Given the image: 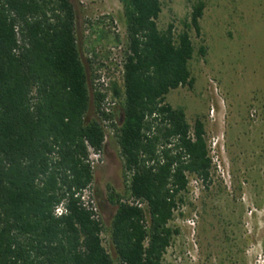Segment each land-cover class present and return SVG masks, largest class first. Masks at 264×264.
Here are the masks:
<instances>
[{
    "label": "trees",
    "instance_id": "16d2710c",
    "mask_svg": "<svg viewBox=\"0 0 264 264\" xmlns=\"http://www.w3.org/2000/svg\"><path fill=\"white\" fill-rule=\"evenodd\" d=\"M118 1L125 51L121 84H110L117 106L105 113V94L89 93L71 1L0 0V264H162L188 178L210 181L203 122L165 101L192 84L188 29L199 33L203 4L175 33L157 27L162 0ZM106 120L125 182L122 194L103 191L115 206L105 229L80 196Z\"/></svg>",
    "mask_w": 264,
    "mask_h": 264
},
{
    "label": "rangeland",
    "instance_id": "374dc122",
    "mask_svg": "<svg viewBox=\"0 0 264 264\" xmlns=\"http://www.w3.org/2000/svg\"><path fill=\"white\" fill-rule=\"evenodd\" d=\"M70 1L91 94L96 62L107 63L112 76L108 48L125 46L121 5L118 0ZM197 2L203 4L199 33L188 29L192 84L170 90L165 101L183 108L189 124L195 118L203 122L212 168L207 185L188 178L168 222L177 233L162 264H264V0H162L158 29L170 23L175 33L182 30ZM105 135L86 196L106 229L115 206L105 202L103 191L108 186L122 194L125 180L109 129ZM102 241L107 246L105 233Z\"/></svg>",
    "mask_w": 264,
    "mask_h": 264
},
{
    "label": "built area",
    "instance_id": "2783aa9c",
    "mask_svg": "<svg viewBox=\"0 0 264 264\" xmlns=\"http://www.w3.org/2000/svg\"><path fill=\"white\" fill-rule=\"evenodd\" d=\"M125 51V46L122 47L121 45H114L108 48V54H109V61L113 62L112 66L109 67V69L112 72V76H107L106 69H108L107 63L104 64V61L100 60L101 65L94 70L93 72V78H92V86L96 91H99L102 94H105L103 100H102V110L105 113H108L112 110V108L115 105L114 99L111 98L110 96V84L111 82H115L118 86L121 84V72H122V55L123 52ZM93 54H91L92 57ZM115 68V69H114ZM103 123V129H104V138H103V143L105 141L106 135H105V129H109L111 136H112V130L108 127V122L109 121H102ZM88 150V161L90 164V167L93 170V166L96 163L97 159L100 156L101 151H94L90 147L87 148ZM90 189L88 190H83L80 198L83 201V205L91 208L95 213L96 216L99 217L97 207L94 204V202L89 199L86 194L89 192ZM137 206L143 208L144 203H137ZM65 212V208L62 203H59L56 205L53 209V214L55 216H59Z\"/></svg>",
    "mask_w": 264,
    "mask_h": 264
}]
</instances>
